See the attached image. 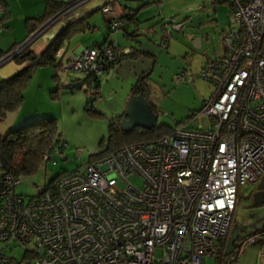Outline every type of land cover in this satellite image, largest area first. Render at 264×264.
Here are the masks:
<instances>
[{
    "label": "built area",
    "instance_id": "built-area-1",
    "mask_svg": "<svg viewBox=\"0 0 264 264\" xmlns=\"http://www.w3.org/2000/svg\"><path fill=\"white\" fill-rule=\"evenodd\" d=\"M84 1L30 32L0 57V66ZM228 7L236 27L223 33L222 52L202 68L199 77L210 84L211 96L188 121L100 158L82 162L77 151L76 169L62 171L33 196L17 192L21 177L0 173V264L221 263L240 187L264 177V0H228ZM100 9L107 14L112 6ZM164 26L162 49L184 23ZM108 27L110 33L127 30L123 18ZM129 52L110 42L78 53L61 46L54 58L62 60L69 81L93 83ZM176 81H186L185 74ZM66 147L53 142L42 165L66 162ZM132 177L141 178V186ZM260 237L264 232L244 238L237 253ZM17 248L20 259L10 253Z\"/></svg>",
    "mask_w": 264,
    "mask_h": 264
},
{
    "label": "rangeland",
    "instance_id": "rangeland-1",
    "mask_svg": "<svg viewBox=\"0 0 264 264\" xmlns=\"http://www.w3.org/2000/svg\"><path fill=\"white\" fill-rule=\"evenodd\" d=\"M155 1L119 0V4L132 9L150 3L136 13L141 27L138 42L121 39L132 51L138 47L145 54L141 53L137 58H123L113 70L103 72L98 87L94 82H83L81 89L65 88L69 83L65 70H58L52 65L39 66L33 71L21 105L7 113L0 124V133L5 134L36 119L53 118L57 139L67 144L65 155L68 160H59L55 166L41 165L34 175L21 177L17 187L19 194L36 195L46 182L62 171L75 170L78 165L75 160L77 151L82 153V162L96 157L103 145L108 144L109 123L123 115L125 99L127 102L130 89L138 80L144 81L145 99L157 115L156 127L175 128L188 121L210 98L212 88L199 76L207 61L222 52L223 33L236 27L228 15V3L213 0ZM169 21H182L184 29L173 33L167 48L162 49L159 46L162 35L159 25ZM153 22L158 23L153 28H146ZM87 36L89 40L100 43L103 38L98 33L93 37H90L91 34ZM196 38H200V48L194 47ZM181 73L185 74L186 81L177 82L176 75ZM130 182L138 187L142 184L139 177H132ZM255 187L250 184L240 187L234 211L233 226H244L246 234L264 228V203L254 204L252 200ZM251 245H247L242 252H236L233 261L224 257L221 264H254L256 252ZM10 253L20 259L23 250L17 248ZM206 264L215 262L208 259Z\"/></svg>",
    "mask_w": 264,
    "mask_h": 264
},
{
    "label": "trees",
    "instance_id": "trees-1",
    "mask_svg": "<svg viewBox=\"0 0 264 264\" xmlns=\"http://www.w3.org/2000/svg\"><path fill=\"white\" fill-rule=\"evenodd\" d=\"M73 1L75 0H68L66 3H60L56 5L53 4L51 0H46V12L43 16H39L32 20L29 33L34 31L37 27L44 23V21H46L55 12L61 10L68 4H71ZM159 1L160 0H156L155 2L158 3ZM213 1L219 3H228V0ZM149 4L150 3H146L141 5L137 9H131V13L125 15L128 19V22L133 23V21H136V13L138 9L146 7ZM81 31L82 27L80 26V22L70 23L51 40L48 46L40 54L36 55L32 51H30L29 48H26L13 59L16 64H27L9 78L0 79V124L6 118L8 112L16 110L21 105L24 99L23 92L30 82L33 71L37 67L52 65L58 70L62 68V60L55 59L54 53L70 38L72 33ZM138 53L139 52L137 50L136 52H129L126 55L134 56ZM3 54L5 53L0 52V57ZM83 82H87L88 84L92 83L89 81V79H84ZM142 82L143 80H138L131 87V93H138V91H140L138 87ZM94 83L95 87H98L99 78H97ZM122 116L123 115L117 116L115 120L109 123L108 144H104L102 150L97 153L96 157L94 158L103 157L110 151L125 144L162 137L169 134L173 130V128L169 127L161 128L155 126L151 130L133 128L128 132H124L120 128V120ZM56 135L57 127L55 124V120L50 117L30 121L15 129H10L5 134L0 133L1 172L9 173L16 177H26L37 173L40 166L42 165V155L45 149L53 142L59 140L57 139ZM233 228H236V226H233ZM258 231L259 230H254L253 232H249L242 236L239 235L236 243H234L235 247L233 252L230 255L224 257L228 258L229 256L236 253L240 242L247 236H252Z\"/></svg>",
    "mask_w": 264,
    "mask_h": 264
},
{
    "label": "crops",
    "instance_id": "crops-1",
    "mask_svg": "<svg viewBox=\"0 0 264 264\" xmlns=\"http://www.w3.org/2000/svg\"><path fill=\"white\" fill-rule=\"evenodd\" d=\"M51 1L53 4L57 5L60 3H66L68 0ZM118 2L119 0L84 1L83 3L72 9L67 15L58 20L44 34L31 42L28 47L29 50L36 55L40 54L48 46L51 40L68 24L73 22H80L82 31L72 33L70 38L62 45L65 49L70 50L74 53H78L84 48H88L93 45L114 42L116 47L120 50L128 48L130 49V52H136L138 50V54H145V52L141 51V49L138 47H134L132 51L131 47L129 46V48L128 46H125V41L121 40L122 38H124L127 41L133 40L135 42H138L137 36L141 35V27L139 25L140 22L138 21L137 17L136 21H133V23H129L127 17L125 16L126 14L131 13L130 10L132 8L127 5H121ZM0 3H2L3 5V9L2 11H0V52L7 53L27 38V36L29 35V29L32 20L44 15V13L46 12L47 3L46 0H0ZM105 4H110L112 6V10L107 14L103 13L100 9ZM57 12H55L53 15H55ZM52 16H50L48 19H50ZM117 18H123L126 21L127 30L122 29L110 33L108 27L109 21ZM155 23L153 22L146 28H153V25ZM164 27L165 26L163 23L159 25L162 35L164 32ZM95 33L103 36L101 43L88 39L87 35L91 34L90 37H93L92 35ZM162 35L160 37H162ZM138 54L134 56H127L126 54L122 55L119 60L111 63L104 72L113 70L118 64H120L123 58H137ZM26 64L27 63L16 64L13 60L2 64L0 66V79L9 78L10 76L21 70L24 66H26ZM65 78L67 81H69L68 75H65ZM130 93L131 89L129 94ZM125 103L126 99L124 104ZM258 232H264V229H260ZM251 246L255 249L256 252V260L254 264H264V256H262V254H264V237L258 238L256 242Z\"/></svg>",
    "mask_w": 264,
    "mask_h": 264
},
{
    "label": "water",
    "instance_id": "water-1",
    "mask_svg": "<svg viewBox=\"0 0 264 264\" xmlns=\"http://www.w3.org/2000/svg\"><path fill=\"white\" fill-rule=\"evenodd\" d=\"M200 38L194 40V47L200 48ZM83 82L69 81L65 88L81 89ZM157 115L152 110L151 105L144 98L142 91L138 93H131L127 99L123 116L120 120V128L124 132H128L133 128H141L144 130H151L156 126ZM254 204L264 203V177L256 184V191L252 194ZM245 230V227L233 228L228 239L225 256L230 255L234 250V243H236L238 236Z\"/></svg>",
    "mask_w": 264,
    "mask_h": 264
},
{
    "label": "flooded vegetation",
    "instance_id": "flooded-vegetation-1",
    "mask_svg": "<svg viewBox=\"0 0 264 264\" xmlns=\"http://www.w3.org/2000/svg\"><path fill=\"white\" fill-rule=\"evenodd\" d=\"M142 83H143V85H142ZM142 83H140L138 89L141 90L142 93H144V90H145L144 81H143ZM255 191H256V187L254 188L253 192H255ZM232 229H233V228H232ZM244 234H246V233H245V230L240 234V236H242V235H244Z\"/></svg>",
    "mask_w": 264,
    "mask_h": 264
}]
</instances>
